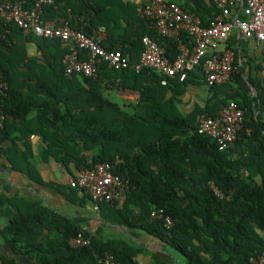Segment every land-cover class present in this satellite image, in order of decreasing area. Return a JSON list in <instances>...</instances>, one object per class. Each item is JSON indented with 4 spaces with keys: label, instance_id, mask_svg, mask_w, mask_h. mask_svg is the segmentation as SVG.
<instances>
[{
    "label": "trees",
    "instance_id": "1",
    "mask_svg": "<svg viewBox=\"0 0 264 264\" xmlns=\"http://www.w3.org/2000/svg\"><path fill=\"white\" fill-rule=\"evenodd\" d=\"M179 6L196 14L205 27L220 14L211 0ZM138 7L55 0L45 9L44 21L64 17L89 38L105 29L102 46L130 59L132 68L125 71L101 64L97 78L84 76L82 85L76 76L65 74L68 44L38 38L0 19V83L8 84L0 94V111L7 118L0 138L10 143L4 156L38 181L27 163L34 155L35 136L42 142L41 156L76 173L91 164L108 163L127 184L120 198L101 206L103 223L94 234L84 230L82 220L51 211L41 202L8 200L0 202V212L8 220L2 235L15 252L33 256L37 264H103L100 260L107 253L118 264H142L139 257L145 248L130 238L108 236V226L121 227L135 238L153 237L179 252L187 264H251L252 257L264 254V122L262 115L255 117L256 111H264V86L257 87L258 105L235 54L225 93H219L224 87H212L203 109L181 113L179 90L205 81L204 68L189 73L184 82L171 79L167 87L152 69L136 72L143 38H160L138 16ZM115 10L120 20L114 19ZM160 40L168 57L175 59L177 43ZM30 44L37 55H29ZM230 45L235 41L231 49ZM81 56L87 59L88 54ZM126 90L139 94L137 103L116 97ZM231 101L245 110L246 121L231 149L221 151L217 141L198 132L197 118H214ZM212 184L223 197L215 194ZM153 212L160 217L153 219ZM81 233L91 244L74 248L71 241ZM1 256L6 264H17ZM151 264L162 261L154 257Z\"/></svg>",
    "mask_w": 264,
    "mask_h": 264
},
{
    "label": "built area",
    "instance_id": "2",
    "mask_svg": "<svg viewBox=\"0 0 264 264\" xmlns=\"http://www.w3.org/2000/svg\"><path fill=\"white\" fill-rule=\"evenodd\" d=\"M219 9L209 26H203L201 19L194 13L186 12L178 4L165 0H151L139 5L138 16L148 23L149 28L160 38L145 36L142 40L144 52L136 72L144 68L152 69L162 77V86H169L171 79L184 82L189 73L203 66L207 87H225L232 78L234 52L229 48V40L234 30L247 41H253L262 49L261 83L264 86V0H246L242 7L244 18L233 17L232 11L242 0H211ZM55 5V0H0V19L14 23L26 33L38 38L61 40L70 46V52L63 60L65 74L68 77L97 78L99 66L106 65L113 71H125L132 68L129 57L121 51H108L102 46V33L89 38L84 33L72 29L69 20L62 17L58 23L43 20L45 9ZM161 38L175 41L178 55L168 57ZM81 52L88 54L87 59ZM8 89L7 83H0V94ZM7 118L0 111V130ZM11 119V118H10ZM246 112L236 102L224 106L216 117L206 114L197 118L198 132L217 141L221 151L231 149L243 129ZM248 175L247 172H243ZM73 189L85 191L92 203L94 212L100 214L101 206L121 197V191L127 187L122 179L115 175L108 163L91 164L83 167L70 181ZM216 195L222 192L212 184ZM151 217L160 215L153 212ZM167 225L172 221L167 218ZM91 238L82 233L72 239L74 248L89 246ZM100 262L118 264L112 254L107 253ZM251 264H264V254L252 257ZM0 264H6L0 254Z\"/></svg>",
    "mask_w": 264,
    "mask_h": 264
},
{
    "label": "crops",
    "instance_id": "3",
    "mask_svg": "<svg viewBox=\"0 0 264 264\" xmlns=\"http://www.w3.org/2000/svg\"><path fill=\"white\" fill-rule=\"evenodd\" d=\"M151 0H100L102 3L111 2L113 4L124 3L126 5L139 6L149 3ZM173 2L182 6L189 0H165ZM246 0L236 9H233L232 16L244 18L242 14V7L245 5ZM115 20H120V14L117 10L112 13ZM49 23H58V20H48ZM98 33H102V42L107 38L105 29L100 28ZM235 41V45L231 46L236 54L239 64L244 66L245 79L249 82V94L252 99H256L260 105V98L258 96L257 87L259 84L263 87L260 79L262 69V49L257 46L253 41L244 40L237 30H234L228 42L231 44ZM29 55H37L36 46L30 44L28 46ZM76 82L79 85L83 84L82 77H76ZM226 88H220L219 93L224 94ZM210 88L206 86L205 81L201 80L197 84L189 85L181 88V93L178 97L177 107L179 111L185 115L190 114L196 107L203 109L211 97ZM119 100H126L133 103L138 102L139 94L132 90L119 92L116 96ZM261 99H264L261 96ZM256 111L255 117L259 114L262 115L264 122V111ZM31 142L34 144V155L27 159L28 166L36 172V179L27 174L19 163L11 162L4 156L10 143L7 139L0 138V202L8 200H22L28 202H41L47 209L59 213L68 218H76L82 220L83 228L87 232L94 234L103 223L100 214L92 209L90 199L83 195L81 190L73 189L70 187V181L77 175L74 168L70 167L68 170L63 165L55 162L52 158L41 156L39 154V147L41 140L38 137L32 136ZM34 177V176H33ZM77 195H74L73 192ZM8 220L4 218L0 212V253L5 257L14 260L17 264H37L36 259L27 254L17 253L9 245L7 239L2 235V230L6 227ZM108 226V225H107ZM106 233L110 237H123L130 238L136 241L138 245L145 248V252L139 257L142 264H151L153 258L157 257L162 261V264H178L176 255L169 246L162 244L157 239L141 235L135 238L131 236V232H127L121 227L108 226Z\"/></svg>",
    "mask_w": 264,
    "mask_h": 264
},
{
    "label": "rangeland",
    "instance_id": "4",
    "mask_svg": "<svg viewBox=\"0 0 264 264\" xmlns=\"http://www.w3.org/2000/svg\"><path fill=\"white\" fill-rule=\"evenodd\" d=\"M171 249V247H170ZM172 250V249H171ZM174 252V254L176 255V258H177V261H178V264H187L185 258L179 253L177 252L176 250H172Z\"/></svg>",
    "mask_w": 264,
    "mask_h": 264
}]
</instances>
